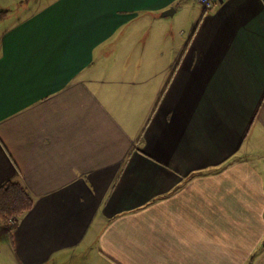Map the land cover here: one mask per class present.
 Returning <instances> with one entry per match:
<instances>
[{
	"label": "crops",
	"instance_id": "1",
	"mask_svg": "<svg viewBox=\"0 0 264 264\" xmlns=\"http://www.w3.org/2000/svg\"><path fill=\"white\" fill-rule=\"evenodd\" d=\"M5 1L0 264H264V0Z\"/></svg>",
	"mask_w": 264,
	"mask_h": 264
},
{
	"label": "trees",
	"instance_id": "2",
	"mask_svg": "<svg viewBox=\"0 0 264 264\" xmlns=\"http://www.w3.org/2000/svg\"><path fill=\"white\" fill-rule=\"evenodd\" d=\"M4 13L0 12V16ZM32 205L31 195L20 182L7 181L0 185V225L19 220Z\"/></svg>",
	"mask_w": 264,
	"mask_h": 264
},
{
	"label": "rangeland",
	"instance_id": "3",
	"mask_svg": "<svg viewBox=\"0 0 264 264\" xmlns=\"http://www.w3.org/2000/svg\"><path fill=\"white\" fill-rule=\"evenodd\" d=\"M4 2L6 3V1L4 0ZM199 2V1H198ZM213 4H216V3H213ZM2 12H5L4 14H1V16L0 17H5L7 14H13L14 13V8L12 9V10H10V11H2ZM183 15H184V17H182V20L181 21H177V23L176 24H179V23H182V22H184L185 21V19H186V17H185V15H186V12H184V13H182ZM179 15L180 14H177V15H174V16H172L171 18H179ZM179 30V29H178ZM159 41V40H158ZM145 45L146 46H149L150 48H152V42L151 43H149V42H145ZM172 45V44H171ZM161 46H163V43H161ZM178 50H180V47H179V45H178ZM145 61L147 62V60L145 59ZM151 61L152 60H150V63H151ZM162 62V61H161ZM100 66H103V67H109L108 65H106V64H104V63H102V62H100ZM164 69V67H160V66H158V65H152V64H150V68L149 69ZM167 75V74H166Z\"/></svg>",
	"mask_w": 264,
	"mask_h": 264
},
{
	"label": "built area",
	"instance_id": "4",
	"mask_svg": "<svg viewBox=\"0 0 264 264\" xmlns=\"http://www.w3.org/2000/svg\"><path fill=\"white\" fill-rule=\"evenodd\" d=\"M201 6L203 7L204 11L210 10L215 4L217 3L218 0H198Z\"/></svg>",
	"mask_w": 264,
	"mask_h": 264
},
{
	"label": "water",
	"instance_id": "5",
	"mask_svg": "<svg viewBox=\"0 0 264 264\" xmlns=\"http://www.w3.org/2000/svg\"><path fill=\"white\" fill-rule=\"evenodd\" d=\"M172 11H174L172 8H171V9H168V10L164 11V12L162 13V15L165 16V15L171 14Z\"/></svg>",
	"mask_w": 264,
	"mask_h": 264
}]
</instances>
